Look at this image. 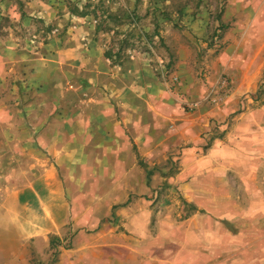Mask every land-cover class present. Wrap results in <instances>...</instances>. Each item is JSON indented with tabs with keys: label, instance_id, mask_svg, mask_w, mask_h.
Instances as JSON below:
<instances>
[{
	"label": "crops",
	"instance_id": "crops-1",
	"mask_svg": "<svg viewBox=\"0 0 264 264\" xmlns=\"http://www.w3.org/2000/svg\"><path fill=\"white\" fill-rule=\"evenodd\" d=\"M249 8L229 4L227 15L237 21L207 60L205 79L195 75L197 60L187 62L188 72L177 65L179 93L202 100L195 110L173 97L159 108L145 101L144 111L118 119L100 99L98 113L76 120L74 129L86 131L79 146L67 118L24 116L12 95H0V264H234L235 249L242 264L252 256L264 264V98L248 99L239 112L241 95L264 83V15L247 21ZM30 53L0 51V87L24 67L29 76L35 71ZM56 62L42 76L47 82L57 78ZM224 74L230 94L220 103L203 100ZM135 84L129 98L139 93ZM43 120L49 123L37 126ZM33 135L35 143L26 145ZM132 146L152 169L168 163L178 174L140 177ZM72 152L83 153L87 173L64 185L57 169L71 168Z\"/></svg>",
	"mask_w": 264,
	"mask_h": 264
},
{
	"label": "rangeland",
	"instance_id": "rangeland-1",
	"mask_svg": "<svg viewBox=\"0 0 264 264\" xmlns=\"http://www.w3.org/2000/svg\"><path fill=\"white\" fill-rule=\"evenodd\" d=\"M229 4H250L245 18L247 21L264 15L261 5L264 0H0V51L15 48L34 52L37 56L35 71L29 70V76L27 71L24 72L25 67L20 69L10 86L7 82L0 87V95H12L24 116L31 114L37 119L43 115L48 118L52 114L67 118L73 130L70 134H76L79 146L86 131L74 129L76 120L85 119L89 112L98 113L97 102L100 99L108 101L118 119L130 113L129 110L136 109L141 113L145 110V101L159 108L163 99L169 103L173 97H179L185 111L195 110L197 102L202 100L186 98L179 93L182 77L177 65L181 61L185 67L187 62L197 60V74L194 73L201 80L206 78L201 75L202 70L207 71V60L223 49L224 36L232 23L237 21L227 15ZM109 13L114 17L105 20V14ZM99 24L100 30L96 32ZM116 29L128 32L129 40L124 58L113 62L105 57V51L109 46L117 50L119 39L125 38L118 35V41L116 38V42L111 44ZM1 60L2 57L0 64ZM54 60L58 65L57 78L52 75V81L47 82L48 79L42 76L49 74ZM24 61L29 59L24 58ZM25 65L28 67L30 63ZM185 70L188 72L189 67ZM226 79L230 86L223 92L222 84ZM135 82L139 93L129 98V85ZM118 86L123 88L119 92ZM230 91L231 78L224 74L212 92L214 95L209 93L211 96L203 100L220 103ZM250 98L255 102L264 98V83L256 93L241 95L239 112L247 109ZM45 120L37 126L44 127L49 123ZM61 123L58 121L59 129ZM123 130L126 136L131 137L129 127L123 125ZM91 133L98 140L97 130ZM2 140L0 137V144ZM36 140V135L24 138L26 145ZM60 142L62 139L58 143L62 146ZM132 147L133 153H137L141 170L139 176L145 180H151L155 175L169 178L178 174V167L168 166V163L152 169L144 155ZM71 154V168L66 170L57 165L64 185V179L76 181L87 173V169L80 165L83 153ZM43 155L47 158L51 156L47 152ZM131 168L123 170L132 172ZM64 187L69 189V185ZM168 187L163 184L161 192H167ZM192 210L186 204L185 212ZM243 258L241 250L235 249L234 264H242ZM257 260V256H252L249 261L250 264H257Z\"/></svg>",
	"mask_w": 264,
	"mask_h": 264
},
{
	"label": "trees",
	"instance_id": "trees-1",
	"mask_svg": "<svg viewBox=\"0 0 264 264\" xmlns=\"http://www.w3.org/2000/svg\"><path fill=\"white\" fill-rule=\"evenodd\" d=\"M87 13H82V15H86ZM105 20H108L109 18H112L114 17L112 13H109V14H105ZM100 30V24L97 26V29H96V32H99ZM118 35H124L125 38H121L119 39V47L117 50H114L112 46H109V48L105 51V57L110 59L111 61L113 62H118L119 60H122L125 56V48L127 47L128 45V40H129V33L125 32H121L120 30H114V34L112 36V39H111V44H113L114 42H116V38L118 37ZM157 36H159V34H157ZM117 41H118V38H117Z\"/></svg>",
	"mask_w": 264,
	"mask_h": 264
},
{
	"label": "built area",
	"instance_id": "built-area-1",
	"mask_svg": "<svg viewBox=\"0 0 264 264\" xmlns=\"http://www.w3.org/2000/svg\"><path fill=\"white\" fill-rule=\"evenodd\" d=\"M222 85H223V86H222V91L224 92V91L230 86V82H229V80H228V79L224 80ZM216 99L218 100L219 98H216ZM215 101H216V100H215ZM194 107H195V106H194Z\"/></svg>",
	"mask_w": 264,
	"mask_h": 264
}]
</instances>
